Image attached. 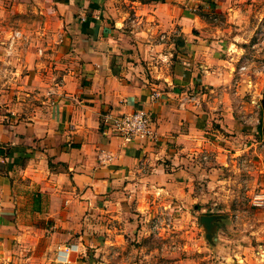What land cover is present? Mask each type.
Segmentation results:
<instances>
[{"label":"crops","instance_id":"crops-1","mask_svg":"<svg viewBox=\"0 0 264 264\" xmlns=\"http://www.w3.org/2000/svg\"><path fill=\"white\" fill-rule=\"evenodd\" d=\"M4 1L0 264H10L40 219L76 236L62 252L69 256L99 212L132 226L158 209L202 208L205 185L225 182L224 167L247 150L237 142L246 147L258 134L256 109L254 127L237 126L232 110L200 102L202 85L227 77V61L203 34L204 4L213 0ZM21 12L35 13L33 31L10 45L6 26ZM182 94L195 102L179 108ZM224 110L223 120L213 114ZM134 111L150 115L157 143L102 134L105 114Z\"/></svg>","mask_w":264,"mask_h":264},{"label":"rangeland","instance_id":"rangeland-1","mask_svg":"<svg viewBox=\"0 0 264 264\" xmlns=\"http://www.w3.org/2000/svg\"><path fill=\"white\" fill-rule=\"evenodd\" d=\"M20 2L4 1L9 7ZM33 2L30 0L27 6ZM204 5V38L214 43L215 55L228 65H222L227 71L225 79L220 82L213 79L198 89L200 102L203 99V104L215 111L224 106L232 110L237 126L245 120L247 126L254 127L248 122L256 109L262 124L264 0H213ZM35 17L32 12L13 13L11 26H6L8 35H4L10 45L22 38L23 29L33 31L29 26ZM242 66L246 68L240 71ZM186 95H178L179 108L181 98ZM225 110L213 114L223 120L226 114L221 113H226ZM246 110L247 117H243ZM227 117L231 119L232 114ZM261 124L258 134L251 133L246 147L240 143L243 141L237 142L236 149L247 150L232 157L229 166L224 167L221 175L226 176L225 182L205 185L202 208L158 209L149 219L132 226L127 220L122 224L115 217L104 218L106 215L99 212L97 218L92 217V224H82L83 247L69 256H63L62 252L71 251L69 245L76 236L65 237L60 226L52 228L50 222L40 219L35 223L33 235L23 242V249H16L14 258L7 261L10 264H264ZM210 216L215 220L207 227L201 218Z\"/></svg>","mask_w":264,"mask_h":264},{"label":"built area","instance_id":"built-area-1","mask_svg":"<svg viewBox=\"0 0 264 264\" xmlns=\"http://www.w3.org/2000/svg\"><path fill=\"white\" fill-rule=\"evenodd\" d=\"M245 68V66H242L240 71L245 70ZM158 96L159 94L155 97L152 96V99ZM191 98H181L180 107H184L186 101L191 100ZM101 131L106 137H117L127 142L140 141L152 144L159 140L152 119L145 111H134L119 115L105 114L101 121ZM103 160L99 159L100 163H104Z\"/></svg>","mask_w":264,"mask_h":264},{"label":"water","instance_id":"water-1","mask_svg":"<svg viewBox=\"0 0 264 264\" xmlns=\"http://www.w3.org/2000/svg\"><path fill=\"white\" fill-rule=\"evenodd\" d=\"M261 109H262V124H261V133H262V140L264 141V92L262 93V99L260 101ZM214 217H202L201 222H203L207 227L213 225Z\"/></svg>","mask_w":264,"mask_h":264}]
</instances>
